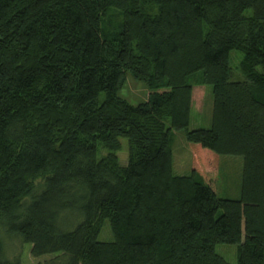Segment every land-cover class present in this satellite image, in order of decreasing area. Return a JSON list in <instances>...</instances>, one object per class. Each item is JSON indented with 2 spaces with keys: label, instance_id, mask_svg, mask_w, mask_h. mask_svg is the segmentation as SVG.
<instances>
[{
  "label": "trees",
  "instance_id": "16d2710c",
  "mask_svg": "<svg viewBox=\"0 0 264 264\" xmlns=\"http://www.w3.org/2000/svg\"><path fill=\"white\" fill-rule=\"evenodd\" d=\"M127 73L146 100L119 95ZM206 85L211 125L189 129ZM225 154L236 199L216 192ZM0 223L36 264H264V0H0Z\"/></svg>",
  "mask_w": 264,
  "mask_h": 264
},
{
  "label": "rangeland",
  "instance_id": "374dc122",
  "mask_svg": "<svg viewBox=\"0 0 264 264\" xmlns=\"http://www.w3.org/2000/svg\"><path fill=\"white\" fill-rule=\"evenodd\" d=\"M155 8V6L147 7L148 10ZM111 10L116 9L112 8ZM111 20L117 19L115 12H110L109 18ZM106 18V19H107ZM105 19V20H106ZM121 20V16H120ZM230 65L233 69V79H243V74L239 70L238 65L242 54L237 49H231ZM205 97L202 107L194 105L190 110L189 129L194 128H209L211 125V109H212V89L210 85L205 86ZM148 89L142 81L134 79L129 73L123 87L119 91V95L132 104L146 100ZM165 123L169 125V119H165ZM121 148L117 151V155L121 164L127 162V139L120 138ZM172 151H173V168L174 172L179 174H187L191 167V149L184 137L183 131L173 130L172 133ZM243 159L241 155H220L218 167L217 180V196L222 198L236 199L240 196L241 177H242ZM38 186L42 179L37 180ZM111 239V231L108 220H105L100 232L98 240L107 241ZM0 243L3 252V258L9 261V264H36L38 261L44 260L48 256L40 255L33 257L30 253V244L23 242L15 234L9 233L5 226L0 223ZM215 251L222 255L227 261L235 263L236 244L234 243H217Z\"/></svg>",
  "mask_w": 264,
  "mask_h": 264
},
{
  "label": "crops",
  "instance_id": "0c3cea01",
  "mask_svg": "<svg viewBox=\"0 0 264 264\" xmlns=\"http://www.w3.org/2000/svg\"><path fill=\"white\" fill-rule=\"evenodd\" d=\"M173 168L175 169L174 165H173ZM179 174V173H178Z\"/></svg>",
  "mask_w": 264,
  "mask_h": 264
}]
</instances>
